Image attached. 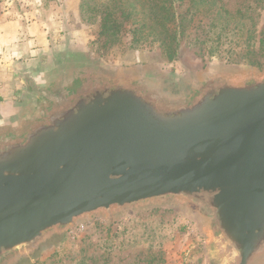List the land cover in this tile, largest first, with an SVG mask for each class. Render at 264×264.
I'll use <instances>...</instances> for the list:
<instances>
[{
    "label": "water",
    "instance_id": "95a60500",
    "mask_svg": "<svg viewBox=\"0 0 264 264\" xmlns=\"http://www.w3.org/2000/svg\"><path fill=\"white\" fill-rule=\"evenodd\" d=\"M201 75L225 85L160 127L142 122L136 96L117 80L87 115L10 149L0 163V258L94 217L166 207L197 223L213 264L214 221L244 245L245 261L264 202V70L211 66Z\"/></svg>",
    "mask_w": 264,
    "mask_h": 264
},
{
    "label": "rangeland",
    "instance_id": "374dc122",
    "mask_svg": "<svg viewBox=\"0 0 264 264\" xmlns=\"http://www.w3.org/2000/svg\"><path fill=\"white\" fill-rule=\"evenodd\" d=\"M80 3L81 0H0V52L9 53L3 45L5 34H11L7 25H16L20 32L28 29V35L13 43L22 44L26 37L29 43L26 54L10 60L9 56L6 60L0 56L2 79L10 91L0 95L1 104L21 97L24 84L20 73L67 52H86L119 71L143 67L183 76L202 73L211 66L264 70V0H218L212 9L207 8L209 18L203 23L196 12L207 9L189 0L178 4L180 14L187 19L193 14L195 17L175 61H169L156 43L133 45L131 35L115 43L99 38L97 24L81 19ZM215 4H222L228 14H219ZM211 19L216 24L214 28ZM0 86L3 88L2 83ZM52 240L22 264H213L208 237L197 223L166 207L110 220L94 217ZM255 262H264V252Z\"/></svg>",
    "mask_w": 264,
    "mask_h": 264
},
{
    "label": "flooded vegetation",
    "instance_id": "af4514ba",
    "mask_svg": "<svg viewBox=\"0 0 264 264\" xmlns=\"http://www.w3.org/2000/svg\"><path fill=\"white\" fill-rule=\"evenodd\" d=\"M49 60L19 74L24 88L16 102H0V163L10 149L26 143L36 133L87 115L93 106L114 94L117 80L127 83L136 96L142 122L157 127L209 99L225 85L217 76H200L194 72L181 76L155 68L114 70L86 52H67ZM201 211L207 217L211 215L204 206ZM253 218L256 230L251 253L245 261L244 245L233 240L221 222H212L220 264H264L255 262L264 252V202ZM54 234L39 238L22 253L0 258V264H22L48 244Z\"/></svg>",
    "mask_w": 264,
    "mask_h": 264
},
{
    "label": "trees",
    "instance_id": "16d2710c",
    "mask_svg": "<svg viewBox=\"0 0 264 264\" xmlns=\"http://www.w3.org/2000/svg\"><path fill=\"white\" fill-rule=\"evenodd\" d=\"M184 0H81L80 17L84 22L98 26V37L115 43L131 35L132 44H158L169 61H175L180 52L181 41L189 37L195 15L187 19L177 11ZM203 9H212L218 0H189ZM206 11H197L202 23L208 17ZM218 13L228 11L215 4ZM212 20V28L215 22ZM201 23V24H202ZM207 25H205L206 27ZM209 26V25H208ZM207 26V27H208ZM222 35H217L220 41Z\"/></svg>",
    "mask_w": 264,
    "mask_h": 264
},
{
    "label": "crops",
    "instance_id": "0c3cea01",
    "mask_svg": "<svg viewBox=\"0 0 264 264\" xmlns=\"http://www.w3.org/2000/svg\"><path fill=\"white\" fill-rule=\"evenodd\" d=\"M7 29H9L11 31V34H5L4 38H3V45L6 46L7 51H9V53L7 54L9 56V60L10 58H13V56H19L21 53L22 54H26L28 52V46L29 43H27V37L25 38V42H23L22 44L18 43H13L15 42V40H18L21 38H23V36L26 34L28 35V29L22 28L21 32L18 30V27L16 25H7L6 26ZM14 29H16L17 34H14ZM7 58V57H6ZM6 82V83H5ZM3 85V88H1L0 86V95L3 94H10V91L8 89V84L7 81H5L4 79H2L0 81V85Z\"/></svg>",
    "mask_w": 264,
    "mask_h": 264
},
{
    "label": "built area",
    "instance_id": "2783aa9c",
    "mask_svg": "<svg viewBox=\"0 0 264 264\" xmlns=\"http://www.w3.org/2000/svg\"><path fill=\"white\" fill-rule=\"evenodd\" d=\"M0 56H3V58H4L5 60L7 59L6 57H8L7 54H4V55H3L2 50H1V52H0ZM1 62H2V60H0V81H1L2 78H3V73H2L3 65H1Z\"/></svg>",
    "mask_w": 264,
    "mask_h": 264
}]
</instances>
